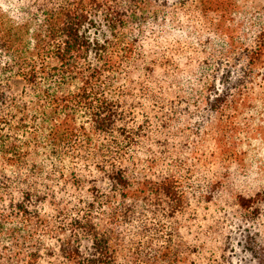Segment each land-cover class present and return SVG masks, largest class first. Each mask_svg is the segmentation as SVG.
Listing matches in <instances>:
<instances>
[{
  "label": "trees",
  "instance_id": "1",
  "mask_svg": "<svg viewBox=\"0 0 264 264\" xmlns=\"http://www.w3.org/2000/svg\"><path fill=\"white\" fill-rule=\"evenodd\" d=\"M3 2L0 264H264V0Z\"/></svg>",
  "mask_w": 264,
  "mask_h": 264
},
{
  "label": "rangeland",
  "instance_id": "2",
  "mask_svg": "<svg viewBox=\"0 0 264 264\" xmlns=\"http://www.w3.org/2000/svg\"><path fill=\"white\" fill-rule=\"evenodd\" d=\"M247 91V96L242 104L237 103L235 111H228L229 114H237V119L244 123L246 129L257 128L255 133H249V137H245L242 149L247 151L249 163L252 162L255 170L258 166L264 168V79L257 80ZM251 134V135H250ZM230 214L227 215V224H232L234 230L238 229L234 225L237 220L233 216V209H227ZM237 224V223H236ZM242 239V236H240ZM227 253L233 254L235 264H260L258 258H255L246 247L243 241L242 245L235 247L228 245Z\"/></svg>",
  "mask_w": 264,
  "mask_h": 264
},
{
  "label": "clouds",
  "instance_id": "3",
  "mask_svg": "<svg viewBox=\"0 0 264 264\" xmlns=\"http://www.w3.org/2000/svg\"><path fill=\"white\" fill-rule=\"evenodd\" d=\"M0 7H3L5 11H8V7L4 5L3 0H0ZM15 18V16H13Z\"/></svg>",
  "mask_w": 264,
  "mask_h": 264
}]
</instances>
